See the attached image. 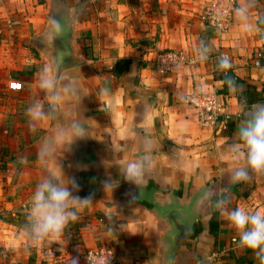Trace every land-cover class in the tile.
Masks as SVG:
<instances>
[{
    "label": "crops",
    "instance_id": "obj_1",
    "mask_svg": "<svg viewBox=\"0 0 264 264\" xmlns=\"http://www.w3.org/2000/svg\"><path fill=\"white\" fill-rule=\"evenodd\" d=\"M207 3L0 0V264H66L68 255H79V264H85L84 252L103 244L112 247L118 264H264V251L253 243L240 245L214 208L217 199H227L230 207L264 201V173L249 171L246 180L233 182L232 161L221 156L225 144L238 140L241 107L264 103V0H251V31L232 17L223 33L202 21ZM51 15L65 25L55 42L43 38ZM201 41L211 49L204 61L196 59ZM161 50H181L191 61L161 74L152 63ZM258 52L260 65L254 66ZM221 54L229 56L235 91L224 85L216 66ZM69 57L76 64L61 72L85 95L89 138L76 141L58 162L65 175L78 180V194H93L94 203L60 239L32 244L20 226L36 183L55 160L47 168L36 161L38 136L24 109L37 94L38 71ZM122 60L128 62L117 73ZM13 81L22 88L9 89ZM104 86L108 97L99 95ZM192 93L216 95L223 125H200L196 110L178 99ZM50 131L43 125L40 135ZM134 133L152 139L155 167L137 190L122 178L112 191L102 190L100 180L110 176L118 182L120 168L137 154ZM170 209L190 227L172 256L174 229L165 217ZM106 225L119 229L107 232Z\"/></svg>",
    "mask_w": 264,
    "mask_h": 264
},
{
    "label": "clouds",
    "instance_id": "obj_2",
    "mask_svg": "<svg viewBox=\"0 0 264 264\" xmlns=\"http://www.w3.org/2000/svg\"><path fill=\"white\" fill-rule=\"evenodd\" d=\"M251 0H241V3L229 6L226 9H217L213 14L214 22L220 23L225 15H231L239 26L245 31H251L254 25L250 22ZM64 22L60 17L51 15L43 38L55 42L64 33ZM196 59H208L210 47L201 41L196 46ZM175 63L173 53H166ZM163 62V60H162ZM216 66L221 70L231 67L227 54L216 58ZM228 86L235 91L229 80ZM37 94L24 109L25 118L30 131L38 136L36 161L47 168L48 162L55 160L52 170H46L36 183L30 196L28 213L20 230L32 244H39L46 239L56 237L60 239L67 226L79 218V213L91 206L93 194L80 196V185L75 176L65 175L58 158L70 152L72 145L85 138H89V129L85 126L86 118L82 112L81 101L85 97L79 83L71 77L64 75L54 65H46L37 73ZM110 88L99 89V95L108 97ZM183 101L185 97L179 95ZM242 119L237 127V142L224 145L221 156L232 161L230 170L233 182L247 179L249 171L264 173V103L257 102L250 106L241 107ZM43 125L51 128L49 134L40 135ZM137 142V154L128 159L120 168L119 181L107 176L100 180L102 190H113L120 179L138 187L146 183L147 177L155 167L154 145L147 135L134 133ZM118 150L126 151L127 145H117ZM60 156L57 157V153ZM78 167L86 169V166ZM136 194L133 195L132 200ZM215 210L224 216L231 228L239 237V244L247 246L255 244L264 251V201L257 200L252 204L241 203L230 207L227 199H217ZM118 228L115 225H106L104 231L113 232ZM119 229V228H118ZM77 253L80 251L77 249ZM111 257L99 253H89L85 259L87 264H109ZM66 264H79V255L69 256Z\"/></svg>",
    "mask_w": 264,
    "mask_h": 264
},
{
    "label": "built area",
    "instance_id": "obj_3",
    "mask_svg": "<svg viewBox=\"0 0 264 264\" xmlns=\"http://www.w3.org/2000/svg\"><path fill=\"white\" fill-rule=\"evenodd\" d=\"M234 5H236V0H208L207 5L204 7L201 13V19L207 26L211 27L213 31L217 33H223L229 28L232 21V16L225 15L223 21L217 23L213 20V14L217 9H226L229 6ZM166 53L174 54L175 63H173L168 58ZM261 57L262 54L260 52L255 54L252 61L254 66L260 65ZM190 61L191 59H189L181 50H161L156 53L152 63L154 69L157 72L165 74L170 72L175 65L187 64L190 63ZM8 88L11 90H20L22 86L21 83L13 81L8 84ZM184 102L196 110L198 121L203 127L220 123L223 125V120H218L219 117H221L222 112L217 103L215 94L192 93L185 97ZM89 253H99L100 255H108L109 257H111L109 260V264H118L114 250L108 245L103 244L93 249L86 250L83 254V261L85 264H87L85 257Z\"/></svg>",
    "mask_w": 264,
    "mask_h": 264
},
{
    "label": "water",
    "instance_id": "obj_4",
    "mask_svg": "<svg viewBox=\"0 0 264 264\" xmlns=\"http://www.w3.org/2000/svg\"><path fill=\"white\" fill-rule=\"evenodd\" d=\"M76 63L69 57L61 61L56 67L61 70L74 66ZM176 209H170L167 211L165 217L169 220L170 224L174 229V233L170 236L171 241V256L175 253L179 242L187 237L190 233V227L183 221H179L175 213Z\"/></svg>",
    "mask_w": 264,
    "mask_h": 264
},
{
    "label": "trees",
    "instance_id": "obj_5",
    "mask_svg": "<svg viewBox=\"0 0 264 264\" xmlns=\"http://www.w3.org/2000/svg\"><path fill=\"white\" fill-rule=\"evenodd\" d=\"M127 62H128L127 60L119 61L116 64V72L121 73L123 71L125 65L127 64ZM121 64L123 65V68H121V70H119V67ZM222 72H223L222 80H223L224 85H228L226 82L229 80L232 82L233 85L238 82L237 78L234 77V74L232 73V71L230 69L222 70Z\"/></svg>",
    "mask_w": 264,
    "mask_h": 264
}]
</instances>
